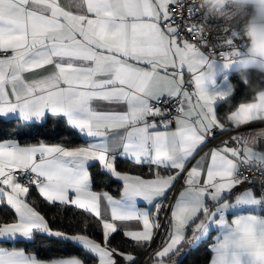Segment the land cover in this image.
<instances>
[{
	"label": "snow or ice",
	"instance_id": "snow-or-ice-1",
	"mask_svg": "<svg viewBox=\"0 0 264 264\" xmlns=\"http://www.w3.org/2000/svg\"><path fill=\"white\" fill-rule=\"evenodd\" d=\"M208 20L0 0V264H264V95L217 110L244 44Z\"/></svg>",
	"mask_w": 264,
	"mask_h": 264
},
{
	"label": "clouds",
	"instance_id": "clouds-1",
	"mask_svg": "<svg viewBox=\"0 0 264 264\" xmlns=\"http://www.w3.org/2000/svg\"><path fill=\"white\" fill-rule=\"evenodd\" d=\"M209 20L200 24L210 43L225 30L235 32L244 44L231 57L228 72H235L257 100L264 95V0H192ZM233 90L237 87L232 82Z\"/></svg>",
	"mask_w": 264,
	"mask_h": 264
},
{
	"label": "trees",
	"instance_id": "trees-1",
	"mask_svg": "<svg viewBox=\"0 0 264 264\" xmlns=\"http://www.w3.org/2000/svg\"><path fill=\"white\" fill-rule=\"evenodd\" d=\"M229 80L230 82H236L237 87L233 90L232 94L230 97L226 98L225 100L219 102L216 105V108L218 111L223 112L229 105L227 104V101L230 99L232 105L234 106L235 104L239 103L241 101V99L245 98L246 95H248L249 93H246L243 87V83L240 82L238 75L233 72L230 76H229ZM112 190L114 191V187L112 188ZM65 254H71L69 253H65ZM203 255L200 252H193L192 256L190 257V260H196V259H200L202 260Z\"/></svg>",
	"mask_w": 264,
	"mask_h": 264
},
{
	"label": "crops",
	"instance_id": "crops-1",
	"mask_svg": "<svg viewBox=\"0 0 264 264\" xmlns=\"http://www.w3.org/2000/svg\"><path fill=\"white\" fill-rule=\"evenodd\" d=\"M232 73H233V72H230V73H229L228 70H226V75H227V81H228V82H230V80H229V76H230ZM221 79H223V75H218L217 77H215V80H216L217 83H219ZM230 83H231V82H230ZM219 102H221V101H219ZM219 102H218V103H219ZM218 103H217V104H218ZM217 104H216V105H217ZM216 105H215V107H216ZM254 127L259 128V127H264V125L258 123V124H256V125H254Z\"/></svg>",
	"mask_w": 264,
	"mask_h": 264
}]
</instances>
